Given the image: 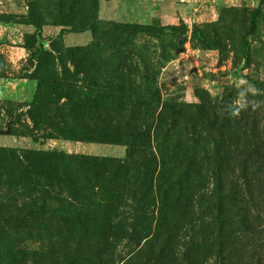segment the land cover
I'll return each instance as SVG.
<instances>
[{"label":"rangeland","instance_id":"obj_1","mask_svg":"<svg viewBox=\"0 0 264 264\" xmlns=\"http://www.w3.org/2000/svg\"><path fill=\"white\" fill-rule=\"evenodd\" d=\"M0 264H264V0H0Z\"/></svg>","mask_w":264,"mask_h":264},{"label":"clouds","instance_id":"obj_2","mask_svg":"<svg viewBox=\"0 0 264 264\" xmlns=\"http://www.w3.org/2000/svg\"><path fill=\"white\" fill-rule=\"evenodd\" d=\"M249 91L255 93L257 89L255 88V86H250ZM233 115H239V110H236L235 112H233Z\"/></svg>","mask_w":264,"mask_h":264}]
</instances>
